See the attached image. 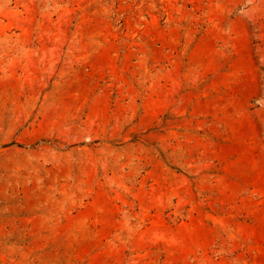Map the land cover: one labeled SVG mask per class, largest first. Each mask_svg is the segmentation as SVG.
I'll return each mask as SVG.
<instances>
[{
    "label": "rangeland",
    "instance_id": "374dc122",
    "mask_svg": "<svg viewBox=\"0 0 264 264\" xmlns=\"http://www.w3.org/2000/svg\"><path fill=\"white\" fill-rule=\"evenodd\" d=\"M0 264H264V0H0Z\"/></svg>",
    "mask_w": 264,
    "mask_h": 264
}]
</instances>
